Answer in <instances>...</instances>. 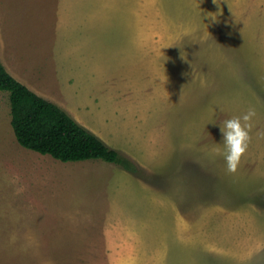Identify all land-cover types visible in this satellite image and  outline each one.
Listing matches in <instances>:
<instances>
[{
	"label": "rangeland",
	"instance_id": "374dc122",
	"mask_svg": "<svg viewBox=\"0 0 264 264\" xmlns=\"http://www.w3.org/2000/svg\"><path fill=\"white\" fill-rule=\"evenodd\" d=\"M216 2L0 0L8 72L132 165L25 149L0 92V264H264V0Z\"/></svg>",
	"mask_w": 264,
	"mask_h": 264
},
{
	"label": "trees",
	"instance_id": "16d2710c",
	"mask_svg": "<svg viewBox=\"0 0 264 264\" xmlns=\"http://www.w3.org/2000/svg\"><path fill=\"white\" fill-rule=\"evenodd\" d=\"M0 92L10 94L12 129L25 149L64 163L102 160L132 168L128 159L79 124L66 110L15 79L1 58Z\"/></svg>",
	"mask_w": 264,
	"mask_h": 264
},
{
	"label": "clouds",
	"instance_id": "9594fccd",
	"mask_svg": "<svg viewBox=\"0 0 264 264\" xmlns=\"http://www.w3.org/2000/svg\"><path fill=\"white\" fill-rule=\"evenodd\" d=\"M214 3L219 4L216 0ZM221 11L215 13L208 12L203 14V18L208 19L211 23H217ZM181 58L186 60V53L181 52ZM255 109L249 108L242 116L226 119L220 126L223 135V156L227 165V171L235 173L240 164L242 156L246 153L250 141L251 121L255 117Z\"/></svg>",
	"mask_w": 264,
	"mask_h": 264
}]
</instances>
